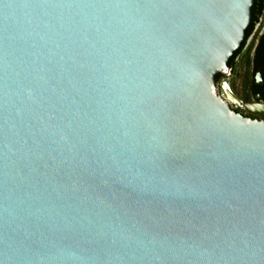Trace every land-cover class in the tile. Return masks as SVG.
<instances>
[{
  "label": "water",
  "instance_id": "water-1",
  "mask_svg": "<svg viewBox=\"0 0 264 264\" xmlns=\"http://www.w3.org/2000/svg\"><path fill=\"white\" fill-rule=\"evenodd\" d=\"M255 1L0 0V264H264Z\"/></svg>",
  "mask_w": 264,
  "mask_h": 264
},
{
  "label": "flooded vegetation",
  "instance_id": "flooded-vegetation-1",
  "mask_svg": "<svg viewBox=\"0 0 264 264\" xmlns=\"http://www.w3.org/2000/svg\"><path fill=\"white\" fill-rule=\"evenodd\" d=\"M228 84L232 98L227 100L237 114L264 120V0H256L252 27L246 43L231 62L229 73L220 77L217 87Z\"/></svg>",
  "mask_w": 264,
  "mask_h": 264
}]
</instances>
